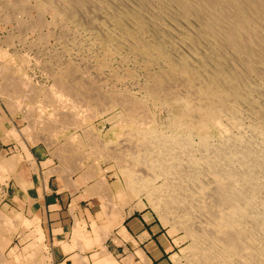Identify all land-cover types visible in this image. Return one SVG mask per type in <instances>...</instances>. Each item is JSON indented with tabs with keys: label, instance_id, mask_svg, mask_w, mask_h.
Wrapping results in <instances>:
<instances>
[{
	"label": "bare ground",
	"instance_id": "1",
	"mask_svg": "<svg viewBox=\"0 0 264 264\" xmlns=\"http://www.w3.org/2000/svg\"><path fill=\"white\" fill-rule=\"evenodd\" d=\"M61 1L64 5L62 8L59 4L54 5L53 0H46L41 12L46 8L47 11L52 9L62 18L63 13L67 14L71 11L77 17V10L78 12L83 10L87 4L86 0ZM127 2L133 5L126 9L123 8L126 5L119 0H101L100 6H106L110 17L116 20L119 27L127 29L126 22L129 24L133 22L142 34L152 33L156 38H152L154 44L151 49L144 40L137 43V51L145 54L148 61L152 60L151 53L155 52L168 64L170 70L154 78V85L149 91L150 96L154 101L167 97L177 104L180 107V115L178 118L175 116L177 118L175 125L185 129L183 132L170 133L159 131L161 128L131 131L124 139V146L129 153V161L137 167L136 180L142 179L143 186L148 185V187L149 184L152 187L154 185L151 180H145L149 176L162 182L154 190V198L160 201L157 203L164 210L178 214L179 222L192 237L196 253L192 257L191 264H264V0H130ZM89 6L91 9L95 7ZM90 7L87 8L90 10ZM98 8L102 9L99 6ZM88 13L93 14L89 11ZM103 24L105 25V21ZM130 34L137 37L140 33L129 30ZM171 41L174 42L173 47L167 48L166 42ZM168 79L173 80V87L167 86ZM171 88L173 90H170ZM127 108L132 113L137 106L127 103ZM243 114L251 117V128L248 133L246 131L245 134L237 137L231 130L243 129L241 127ZM70 116L73 117L74 113ZM136 117L137 115L132 113L131 118ZM26 118H28L27 114ZM146 118L148 117L144 113L143 120ZM143 123L146 124V121ZM211 129L219 130L221 134L219 142H214L213 136L208 135ZM196 131L201 134L197 143L193 140V133ZM111 150L109 153H113ZM17 161L18 158L9 162L1 161L0 178L8 172L14 173ZM132 180L130 178V183ZM113 205L110 211L112 220L108 219L109 222L106 219L107 221L102 222L96 228L100 234L95 232V239L94 237V240L90 239L95 244H103L113 226L125 217V213L120 210L123 207L118 208ZM104 208L108 209L106 205ZM1 216L0 218L10 220L5 215ZM25 220L27 219H24V223H30L29 219L26 222ZM7 221H4L5 224L8 223ZM31 221L36 222V226L40 225L37 220L31 219ZM12 223L13 225L11 223L8 225L14 227L15 221ZM31 224L28 226L30 227ZM101 227L103 228L100 229ZM40 229L38 237L41 239L43 236L41 239L43 240L44 233L42 231L41 234ZM79 232L81 233V230ZM42 243L41 241L40 244Z\"/></svg>",
	"mask_w": 264,
	"mask_h": 264
},
{
	"label": "rangeland",
	"instance_id": "2",
	"mask_svg": "<svg viewBox=\"0 0 264 264\" xmlns=\"http://www.w3.org/2000/svg\"><path fill=\"white\" fill-rule=\"evenodd\" d=\"M45 1L0 0V105H2L0 111L13 126V131L8 133V137L15 138L25 152L29 153L31 147L44 149L49 164H54L58 174L70 180L77 188L87 187L91 191L90 195L100 199L101 195L96 190L102 189L106 198L103 201L101 199L100 206L103 207L95 210V219L91 216L90 225L94 233L100 234L96 228L102 222L113 218L110 214L113 204L118 208H124H120L123 214L125 213L124 216L135 211L150 210L155 212L168 230L178 238L179 264H191L192 257L196 253L192 237L179 222L178 214L164 210L158 205L160 201L154 198V190L162 182L149 176L145 180H151L154 184L153 187L149 184V188L148 185L143 186L142 179L141 181L139 178L137 181V167L129 161V153L124 146V139L134 130L161 128L159 131L166 133L185 130L175 125L180 115V107L177 104L167 97L154 101L150 96L149 91L154 85V78L170 70L168 64L155 52L151 53L152 60L148 61L145 54L137 51V43L144 40L151 49L154 44L152 38H156L152 33L142 34L133 22L130 24L126 22L127 29L119 27L116 20L110 17L106 6H100L101 0H86L84 11L77 10V17L69 11L70 13H63L65 17L62 18L52 9L47 11L46 8L41 12V7L46 5ZM53 1L54 5L59 4L60 8L64 6L61 0ZM120 1L126 5H122L124 9L133 5L127 2L130 0ZM89 5L96 8L99 6L102 9L97 10L95 7L91 9ZM87 7H90V10L95 9L96 12L90 11ZM128 29L140 34L137 37L129 35ZM166 45L167 48L173 47L174 42H166ZM166 83L168 87H173V80L168 79ZM27 93L29 97L26 96ZM127 103L137 106L138 109L132 112L137 115L135 119L131 118L132 113L127 108ZM22 109L25 111L23 112ZM73 113L74 116H70ZM144 113L148 117L146 120H143ZM243 117L241 126L243 129L231 130L237 137L245 134L246 131L248 133L251 128V117L249 118L248 114H243ZM69 119L72 120L68 121ZM145 121L146 124L143 123ZM41 124L44 126H40ZM193 134V140L199 142L201 134L198 131ZM208 135L213 136L214 142L221 140L218 129H211ZM0 147H2L1 143ZM11 148L10 145L7 155L0 151V162L22 158L21 155L19 157L15 154L14 147L13 150ZM109 150L113 153H109ZM10 173L0 178V216L2 213V216L5 215L10 219L9 222L2 216L0 218V264H4L5 261L8 262L7 264H52L51 246L48 244L45 246L44 239L41 240L43 236L41 239L38 237L40 225L37 224L38 228L36 222L31 221L27 213L13 204L12 194L10 189L8 190L12 177ZM86 176L91 178L87 182L84 180ZM130 178L133 179L132 183ZM105 205L107 210L104 208ZM25 218L27 219L25 222L29 219L30 223H24ZM11 219L12 222L15 221L14 227H11V224L13 225ZM4 221L11 224H5ZM6 239L10 242L6 243ZM33 240L37 241L33 243Z\"/></svg>",
	"mask_w": 264,
	"mask_h": 264
},
{
	"label": "crops",
	"instance_id": "3",
	"mask_svg": "<svg viewBox=\"0 0 264 264\" xmlns=\"http://www.w3.org/2000/svg\"><path fill=\"white\" fill-rule=\"evenodd\" d=\"M12 131L13 126L0 111V151L7 155L11 145V150L14 147L15 154L22 157L18 158L8 190L13 204L39 221L44 244L51 246L52 264H179L178 238L150 210L126 214L103 244L93 243L96 235L91 216L95 219L101 199H106L101 189H97L100 199L90 195L87 187L77 188L49 164L44 149L31 147L29 153L25 152L15 138L8 137Z\"/></svg>",
	"mask_w": 264,
	"mask_h": 264
}]
</instances>
